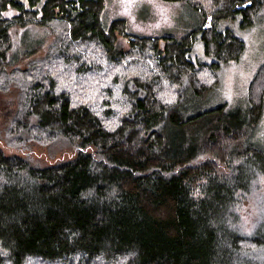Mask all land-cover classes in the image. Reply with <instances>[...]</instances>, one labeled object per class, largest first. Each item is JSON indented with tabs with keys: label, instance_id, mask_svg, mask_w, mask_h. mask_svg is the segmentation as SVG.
Instances as JSON below:
<instances>
[{
	"label": "trees",
	"instance_id": "trees-1",
	"mask_svg": "<svg viewBox=\"0 0 264 264\" xmlns=\"http://www.w3.org/2000/svg\"><path fill=\"white\" fill-rule=\"evenodd\" d=\"M171 1L199 19L178 40L103 25L104 0H0V264H264V64L245 110L188 105L264 0Z\"/></svg>",
	"mask_w": 264,
	"mask_h": 264
},
{
	"label": "rangeland",
	"instance_id": "rangeland-1",
	"mask_svg": "<svg viewBox=\"0 0 264 264\" xmlns=\"http://www.w3.org/2000/svg\"><path fill=\"white\" fill-rule=\"evenodd\" d=\"M104 4L105 8L101 16L103 25H108L115 20H124L126 32L138 37L170 36L178 40L197 28L196 25L199 22L187 5L171 0H104ZM227 28L243 41L244 53L237 62L220 66L217 71V86L204 97L193 99L188 103L190 115L223 105L228 109L236 107L246 109L248 85L258 67L264 64V9L251 27L238 29L236 22H230L222 24L220 30ZM17 33L23 34L20 42L14 40V46L19 48L39 45L38 39L45 37L42 30L32 28L26 31L18 29ZM119 39L118 48H127V42ZM192 57L200 61L204 59L201 45L197 42ZM1 107L0 102V110ZM258 127L251 141L264 147V108ZM0 146L6 153L14 152L5 149L1 144Z\"/></svg>",
	"mask_w": 264,
	"mask_h": 264
},
{
	"label": "water",
	"instance_id": "water-1",
	"mask_svg": "<svg viewBox=\"0 0 264 264\" xmlns=\"http://www.w3.org/2000/svg\"><path fill=\"white\" fill-rule=\"evenodd\" d=\"M247 6H250V3L245 4L243 7L245 8V7H247Z\"/></svg>",
	"mask_w": 264,
	"mask_h": 264
}]
</instances>
